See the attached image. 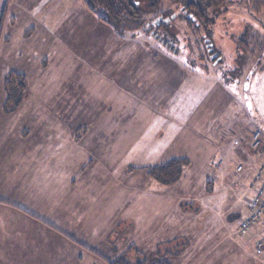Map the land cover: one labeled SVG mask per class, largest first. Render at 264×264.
Returning a JSON list of instances; mask_svg holds the SVG:
<instances>
[{"label": "rangeland", "instance_id": "1", "mask_svg": "<svg viewBox=\"0 0 264 264\" xmlns=\"http://www.w3.org/2000/svg\"><path fill=\"white\" fill-rule=\"evenodd\" d=\"M131 1L141 9L133 23L142 26L129 23L119 31L109 25L123 40L105 38L109 56L102 61L107 49L97 44L100 35L88 20H77V36L70 41L63 34L50 45L41 39V16L55 19L43 14L54 6L63 13L75 0H0V192L19 183L22 174L31 181L41 178L42 186L73 178L74 195L86 197L80 204L102 207L101 222L93 213L86 216L94 220L88 226L94 244L82 247L87 264H109L120 253L148 264L163 258L171 264H264V248L257 252L252 238L238 231L256 185L255 131L264 147V8L254 12L247 0H227L217 10L207 8L203 19L191 16L181 2L157 0L150 10L152 0ZM133 50L135 56L141 51L173 57L205 79L206 96L191 117L203 130L178 131L170 144L174 127L153 136L161 121L147 111L145 96L120 93L116 83L117 88L97 74L99 67L88 65L130 57ZM13 72L24 75L23 90ZM164 72L165 66L162 77L145 78L171 83ZM111 88L117 111L107 110L112 106L103 95ZM103 119L113 121L109 134L103 127L88 130L90 121ZM135 131L143 132L142 142ZM166 157L189 161L172 185L148 174ZM45 225L72 246L81 247L87 234L85 223ZM176 250L178 255H165Z\"/></svg>", "mask_w": 264, "mask_h": 264}, {"label": "crops", "instance_id": "2", "mask_svg": "<svg viewBox=\"0 0 264 264\" xmlns=\"http://www.w3.org/2000/svg\"><path fill=\"white\" fill-rule=\"evenodd\" d=\"M77 1L75 0V3L73 2L71 7L67 6L63 13L61 12L62 10H57L55 9L56 6H54L50 8L49 12L47 11L43 14L44 16L51 14L55 19H46L41 16V22L38 27V32H41V39L42 41H50V45L55 43L56 39H62L61 35L63 34V37L70 41L69 38L77 36V29L75 28L77 20H88L100 35V40L96 43L101 44V47L107 49V53L102 59L103 61L106 59V56H109L108 39L106 40L105 38L112 35L118 40H123V36L115 32L109 25L100 22L90 13L85 4H83V0L82 3L79 2V5H77ZM74 9L77 13H74ZM79 12H81V15ZM67 21H69L70 26H68L69 23ZM34 29L33 33L37 31L36 27ZM84 31L85 34L89 33L86 29ZM132 39H128V41L138 44L141 49L142 43L133 41ZM139 54L140 56H135V51L133 50L129 54L130 57L126 58V55H121V57L115 55L103 66L95 62H89L88 65L95 70L99 67L97 74L110 85L115 86L116 83L120 93L125 92V94L131 95L134 98L145 96L144 106H146L147 111L150 115L158 117L161 121L153 136H162L167 130L174 127L175 132L171 134L172 140L168 141V144H170L178 131L181 132V130L185 129V134L187 135L188 130H203L205 125H201L202 127L199 128L197 125L194 126L193 122L195 121H191V117L194 115H192L194 110H197L202 97L206 96L205 79L189 70L185 65L182 66V62L174 60L173 57L142 56L141 51ZM132 60L135 61L134 64L133 62L131 63ZM163 66H165L163 77L170 78L171 83L159 80L160 83L159 81L145 78L162 77L159 72H162ZM158 67L162 70H158ZM177 77L179 79L175 81ZM132 88H134L133 91H131ZM108 90L104 91L103 95L109 96L105 102H109L110 99V106L112 108H108L107 110L117 111L119 105L111 95L114 89ZM146 90L151 91V95H146ZM175 93H178V100H175ZM190 97H193L195 100L191 102ZM176 101H179V103ZM102 106L104 107L105 104ZM86 111L89 110L86 109ZM174 115L177 117L174 118ZM112 124L113 121L110 119L96 120L90 121L87 128L90 130V128L98 129L99 127H103L108 132L107 129ZM135 133H137L135 138L139 142H142L144 138L143 132L135 131ZM97 135H99L98 132ZM111 136L113 135L111 134ZM176 136L179 135L177 134ZM188 143V140L184 138L183 144ZM160 150L163 152L166 148ZM170 158L173 157L162 159L168 160ZM20 179L18 180L20 181L19 183L16 181L13 186L6 187L0 192V264H87L88 259L86 255L88 252L83 249V246L90 248L94 244L92 232L88 233V226L92 222L94 223V220L86 216L93 213L94 216L98 217L97 220L100 219L99 221L101 222L102 207L98 206L95 211L91 205H81L80 202L85 200L86 197L85 195H74L75 184L77 183H73V178H70L69 175L62 178V183H59L60 180L56 179L46 186L41 185V178L40 180L31 181L32 177L30 175L24 176L22 174ZM80 213H82V216H80ZM68 218L70 219L67 220ZM45 223L54 224L57 228H60L61 225H69L70 223L76 225L77 223H85L87 234L80 241L82 246H72L66 238L56 233L49 226H46ZM83 253L86 254L84 255Z\"/></svg>", "mask_w": 264, "mask_h": 264}, {"label": "trees", "instance_id": "3", "mask_svg": "<svg viewBox=\"0 0 264 264\" xmlns=\"http://www.w3.org/2000/svg\"><path fill=\"white\" fill-rule=\"evenodd\" d=\"M86 8L94 14L97 19L107 25L112 26L115 30L121 31L123 27H126V24L133 23L138 20V16L141 12V9L137 8L131 0H83ZM174 2H181L182 8L185 9L191 16L194 18L200 17L206 19L207 8L212 10H217L225 1L227 0H173ZM206 6H204V4ZM248 5L251 10L258 12L264 8V0H247ZM157 6V0H152L150 3V10H153ZM205 8V9H203ZM102 11L103 14L99 13ZM143 11V10H142ZM3 15V14H2ZM183 19V18H182ZM139 21V20H138ZM188 26L192 25V20H186ZM136 27H141L142 24L137 22ZM3 22L0 18V40L2 37ZM29 31H32L30 29ZM148 32L151 29L147 30ZM210 43L205 41V45ZM165 45H169L165 42ZM212 48V47H211ZM169 49L174 50L173 47L169 46ZM210 48L206 49V52L209 53ZM214 52V51H213ZM210 56V55H209ZM220 56L216 54L214 59H211L215 62ZM12 75H16L19 79L18 87L19 89H24V75L20 73L13 72ZM8 80L5 84L7 85ZM21 90V92H22ZM189 161L184 157L171 158L165 162L159 163L148 168V174L153 177L157 182L163 185H172L177 182L183 172L184 167L187 166ZM178 255L179 251H166L165 255ZM109 264H148L145 258H137V260L132 261L127 253L118 254ZM152 264H171L167 260L160 259Z\"/></svg>", "mask_w": 264, "mask_h": 264}, {"label": "built area", "instance_id": "4", "mask_svg": "<svg viewBox=\"0 0 264 264\" xmlns=\"http://www.w3.org/2000/svg\"><path fill=\"white\" fill-rule=\"evenodd\" d=\"M261 133L255 131L253 134L252 149L259 155V162L254 169L256 182L254 193L251 196L247 211L240 220L238 231L243 236L252 238L257 252L264 248V147L262 146ZM236 172L243 169L242 164L235 167Z\"/></svg>", "mask_w": 264, "mask_h": 264}, {"label": "water", "instance_id": "5", "mask_svg": "<svg viewBox=\"0 0 264 264\" xmlns=\"http://www.w3.org/2000/svg\"><path fill=\"white\" fill-rule=\"evenodd\" d=\"M211 51V50H210ZM213 58V57H212Z\"/></svg>", "mask_w": 264, "mask_h": 264}]
</instances>
